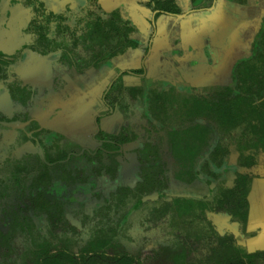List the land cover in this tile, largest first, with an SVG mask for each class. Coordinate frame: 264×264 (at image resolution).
<instances>
[{"label":"trees","instance_id":"trees-1","mask_svg":"<svg viewBox=\"0 0 264 264\" xmlns=\"http://www.w3.org/2000/svg\"><path fill=\"white\" fill-rule=\"evenodd\" d=\"M206 1L202 7L213 3V0ZM95 2L96 0H88L89 20L82 27L74 29L78 33L75 35V31L72 32L73 42H51L53 39L47 36L49 20L41 25L31 23L29 31L37 34L42 40V47L52 50L55 56H66L70 50L95 52V57L85 64L87 68L101 61H108L118 53H124L129 47H136L137 43L130 37L135 33L134 28L121 18L119 12L112 13L108 19L96 16L91 12V5ZM154 2L160 11L176 15L181 13L175 0ZM66 31H70L68 26L59 29L58 33L65 34ZM3 65L1 62L0 82L7 78V69ZM136 73L140 74L142 70ZM232 79L233 86L216 87L211 93L193 90V98L191 101L184 100L183 105H188V108L180 116L179 104L171 93L153 85L124 86L119 78L106 95V103L111 107L119 105L122 109L128 108L123 105H128L130 113L125 116L128 125L115 135L107 136L108 139L97 138L104 142L94 156L82 152L80 146L54 130L39 129L37 123L27 127L28 131L37 130L31 136L18 130L14 145H19L20 148L23 146L24 151L21 155L0 159V173L4 168L10 169L8 179L0 177V200L8 195L11 188L9 185L29 181L30 210L36 215L45 214L56 227L63 228L68 223L73 232H77V227L65 216L64 203L53 195V189L62 187L76 190L85 185L93 188L105 175L114 180L120 166L116 151L124 149L137 156L140 181L133 188L125 185L118 187L111 194V203L105 200L95 206L91 233L97 246H103L116 237L128 241L133 216L147 212V219L150 217L149 222L156 226L173 209V203L163 197L146 201L149 195H162L169 190L168 164L163 158V137L160 135L168 131L171 133L172 145L177 149V157L186 162L191 161L193 171L198 167L199 160H202L200 176L207 178L209 184L204 198L177 199V202L186 207L185 212L195 214L199 211L202 216L208 212L222 214L229 217L232 223H238L246 238L255 237L259 229L248 231L247 224L252 184L264 173L254 172L257 167H263L264 170V166L259 165L258 161L259 155L264 154V30L253 43L249 57L235 64ZM7 90L14 114L11 120L29 121L36 90L17 82H9ZM61 96L66 97L64 94ZM171 116L178 121L176 125L168 124L167 120ZM202 120L205 123H201ZM241 127L246 130V135H239L242 141L236 144V152H232L220 141L214 144L207 141H211L213 137L219 140ZM135 141L141 143L140 147L129 148ZM7 145L0 138V155L1 148ZM39 148L43 149V157L38 153ZM102 149L107 153L103 154ZM204 154L207 159L203 158ZM227 163H232L236 168L232 173V185H226V180H220L223 175L220 169ZM82 208L81 205L78 210ZM132 211L134 213L128 217ZM84 213L83 211L82 214ZM74 217L79 219L75 213ZM88 220L89 216L84 214L82 225L92 223ZM213 233L218 244L227 245L235 241L232 233ZM9 239V236L0 232V243L5 240V244L10 245ZM186 241L181 245L182 249L177 257V260L183 262L181 264H186L184 260L188 258V248L193 244V240L188 237ZM248 257L264 258V250H257Z\"/></svg>","mask_w":264,"mask_h":264},{"label":"rangeland","instance_id":"rangeland-1","mask_svg":"<svg viewBox=\"0 0 264 264\" xmlns=\"http://www.w3.org/2000/svg\"><path fill=\"white\" fill-rule=\"evenodd\" d=\"M11 2L12 0H0V43L7 41L9 36H13L14 42H9V45L13 44L15 46L16 52H14V55L18 59L10 65L4 83L18 82L35 89L36 105L32 116L44 128H50L53 127V123L59 117L56 113L58 104V101L55 100V96L57 97L56 88L63 90L67 94V99L69 97H79V88H81L79 76L83 74L81 69L86 62L91 61V58L89 54H77L75 58L69 60L56 57L46 58L37 54L33 45V38L30 35L28 37L23 34L25 33L28 15L22 13V10H20L21 5H14ZM112 8L111 0H96L92 10L99 16L107 18ZM0 53L7 52L0 47ZM72 64L75 65V70H73L78 76L76 81H72L66 75V70ZM90 80L88 79V84L85 83L87 82L86 79L80 83L84 86L82 88L92 89V81ZM96 91L94 95L95 102H97L99 95L101 96L102 88L96 89ZM179 92L174 91L173 97L179 104L178 113L182 116L188 108V105H183L184 100L191 101L192 97L184 91L180 94ZM109 117L115 120L122 116L117 110ZM109 117L106 118L109 119ZM11 119H13L12 104L6 92V86L0 85V138L2 142L8 144L1 148V160L10 155H21L24 151L23 146L20 148L19 145L17 147L14 143L16 132L22 128L26 129V127L20 123L6 122V120ZM175 123H178V121H173L172 125H176ZM242 133L246 135V130L243 127L217 141L228 146L232 152H236V144L242 141L239 136ZM97 134L103 136L100 132H97ZM170 134L162 132L160 135L165 138L163 157L168 163L170 182L167 194L171 195L168 199L173 203V209L158 227L153 228V230H146L140 226L139 222L144 216V214H140L135 219L136 224L130 232V240H114L109 244L97 246L88 231H83L80 237L68 236L57 231L49 234L47 221L41 218L36 221L38 229H27L16 233L15 249H5L7 252L0 260L4 261L5 264H181L183 262L177 260V257L181 252V245L184 241L187 242L186 238L188 237L193 240V244L188 248V258L184 260L186 264H232L238 262L264 264V258L250 259L248 257L253 252L248 251V247L244 245L243 240L246 237L241 232L238 223H232L229 217L222 214L214 215L208 212L205 216H202L199 211L195 214L186 213V207L177 202V199L183 198L196 199L197 195L203 198L208 186L204 177L197 176L199 173L194 174L191 161L186 162L183 158L177 157V149H174L172 145ZM88 145L96 149L101 146V143ZM140 145V142L135 141L129 148H138ZM39 153L43 156L41 150H39ZM129 158L131 156L126 152L120 157L123 163L120 168L122 171L121 180L126 178L129 184H133L137 180L135 176L128 177L127 175ZM260 158L258 161L259 165L262 166L263 161ZM233 171L234 166L232 163H228L221 170V173H225L228 177L227 185H232ZM254 172L256 174L264 172L263 167H257ZM8 175V170L4 169L3 176L7 177ZM260 178L264 179V173ZM99 187H96V190L100 189ZM20 194L18 190L10 200L5 202L7 207L10 206L9 203L15 204L13 209L17 217L23 216L22 207L26 203L25 196ZM88 204L89 207L92 206L91 202ZM0 214L4 215L2 212ZM150 223L152 227H155L154 223ZM213 232H218L220 235L232 233L236 238L235 243L218 244Z\"/></svg>","mask_w":264,"mask_h":264},{"label":"crops","instance_id":"crops-1","mask_svg":"<svg viewBox=\"0 0 264 264\" xmlns=\"http://www.w3.org/2000/svg\"><path fill=\"white\" fill-rule=\"evenodd\" d=\"M111 1L113 9H119L123 20L134 28L137 46L81 77L80 83L86 79L88 84L91 79L92 89H84L79 83V97L58 102L59 117L53 128L82 150L98 143L100 126L114 134L123 125V117L99 119L108 110L104 95L119 76H123L125 86L138 85L143 79L166 91L206 92L231 86L235 64L250 54L256 35L264 30V0H213L207 7H201V0H175L179 15L160 11L154 0ZM137 70L142 74L134 73ZM100 88L101 96L95 102L96 89ZM260 157L264 165V155ZM249 203L247 230L259 229V233L243 243L248 251L255 252L264 250L263 178L253 181Z\"/></svg>","mask_w":264,"mask_h":264},{"label":"flooded vegetation","instance_id":"flooded-vegetation-1","mask_svg":"<svg viewBox=\"0 0 264 264\" xmlns=\"http://www.w3.org/2000/svg\"><path fill=\"white\" fill-rule=\"evenodd\" d=\"M202 1H200L201 7L205 4ZM12 2H13L14 5L15 4H19V5L22 6V7H20V10H22V13H27L28 18H27V22H26V28H25V31H24L25 33H23V34L25 36L27 35L28 37L30 35L33 38V42H34L33 45L35 47V52L37 54H39L40 56L46 57V58H49V57H56V58H59V59L63 58V59H66V60H69L71 58H75V56L77 54H84V55L85 54H89L91 59L95 57L94 56L96 54L95 52L94 53H90V52L86 53V52H79L77 50L76 51H74V50L71 51L70 50V52H67L66 56H63L62 54L60 56H55V55H53V51L52 50H48V49L45 50V48L42 47V45L40 43V42H42V40L39 38V36L37 34L31 33L29 31V27L31 26V23L32 24L34 23V24H37V25H41V24H43V22L45 20H49V29H48L47 36L50 39H53L51 42H73L74 41V39H73L74 35L72 36V34H73L72 32L75 31V35L78 33V31L74 30V29L76 27H78V26L82 27L89 20L88 11L90 9V5L88 3V0H79V1L78 0H12ZM92 7H93V5H91V12L95 13L92 10ZM113 8H114V6H113ZM113 8H112V11L109 13L110 15L107 18H104L102 16H100V17H102L103 19H108L111 16L112 13L120 11L119 9H113ZM95 15L99 16L96 13H95ZM121 18H122V16H121ZM125 22H127V21H125ZM65 26H68L70 31H68V32L66 31L67 33L65 32V34H64V32L59 34L58 30L59 29H63V28L65 29ZM261 32H259V34ZM135 33H133L130 36L132 40H133V35ZM259 34L256 35L253 43L256 41V38L259 36ZM64 36L67 37L68 39H65ZM9 42H14L13 36H9V39L7 41H4L3 43L2 42L0 43L1 49L5 50L7 52V53H3V54L0 53V63L1 62L4 63L3 68L7 69V71L9 70V67L12 64V62L13 61L15 62V60L18 59L14 55V52H16L15 46L13 44L9 45ZM130 48L131 47H129L128 49H130ZM251 51H252V46H251ZM251 51H250V54H251ZM43 52H46L48 54L45 55ZM118 54H120V53H118ZM117 55H115V56H117ZM249 55L244 57V58L239 59V61L242 60V59L248 58ZM114 57L110 58L108 61H101L98 64L93 65V66L88 67V68L85 67V65L82 66L81 70H82L83 74H81V76H79V80L81 79V77L82 78L84 77V74L87 73L88 70L90 71V69H92V68H93L92 70L99 69L102 66L107 65V64L111 63V60ZM86 63H88V62H86ZM74 67H75V65L72 64L66 70V75L68 76V78L72 79V81H76L78 79V76L74 72V70H75ZM134 73H136V71ZM136 74H139V73H136ZM140 74H142V73H140ZM119 78L122 79V82H123V84L125 86V83L123 81V76L122 75L119 76L118 78H116L114 80V82L117 81ZM4 81H1L0 85H5L6 86V92L8 94V90H7V84L8 83H4ZM232 81H233V79H232ZM114 82L111 84V86L109 87L107 93L104 95L105 96V103H106V95L110 91V89H111L112 85L114 84ZM143 85H146L147 87H150L151 85L158 86L156 83L147 84L143 79L141 80L140 84H138V85H129V86H143ZM231 86H233V83H232ZM231 86H228V87H231ZM158 90H160V89H158ZM214 90L215 89H211L210 91H207V92H204V93H206V94L207 93H211L212 91L214 92ZM164 91H166V90H164ZM179 91L182 92L183 90L178 89V91H176V92H179ZM166 92L171 93L172 95L175 94V93H173L174 92L173 90L166 91ZM180 92H179V94H180ZM56 93H57V97L55 96V100L56 101L61 102V100L65 101L67 99V96H66L67 94L63 90H61L59 88H56ZM186 93L189 94L190 97L193 98V90L192 91H187ZM61 94H64L66 97L63 98L61 96ZM35 96H36V94H35ZM8 97H9V95H8ZM35 105H36V99H35V104H34L32 110L30 112L31 119L29 121L20 122V121L6 120V122H14V123L22 124L23 126L26 127V129L22 128L21 130L25 131L27 136H31L35 131H37V130H35V131L34 130H32V131H28L27 130V127L28 126H32L33 123H37L38 126H39V129H44V127L42 125H40V123L36 119H34L33 116H32V112H33V109H34ZM106 105L108 107V110H106L105 112L101 113L100 114V115H102L101 117H103V116H105V117L111 116V114H113L115 111L118 110L119 113L121 114V116L123 117L122 119L124 120V123H123V125L121 127H119V129H117L118 131L117 130L116 131L117 132L121 131V129L123 127H126L128 125L127 124V118L125 116L129 115V113H130L129 106L128 105L127 106L123 105V107H128L129 109L128 108H123L122 109V108L119 107V105H116L114 107H111L107 103H106ZM178 107H179V105H178ZM99 119L101 121V118H99ZM99 119H98V121H99ZM175 120H176L175 117L171 116L167 120V122H168V124L172 125L173 121H175ZM201 123H205V121L202 120ZM46 129H51V130L56 131V129H54L53 127L52 128H46ZM175 129H177V128L175 127ZM56 132H58V131H56ZM98 132H100V134L103 135V136H101L99 134L96 135V140L99 143H101V146L99 148H96V149H94V148L83 149L82 152H87L88 155L94 156L95 153L98 150L101 149L102 144L104 142V141L98 140L97 138L108 139L107 136L115 135L117 133L116 132L114 134L113 133L110 134V133H108V131H105L101 126L99 127ZM165 132H168V131H165ZM58 133L61 134L60 132H58ZM168 134H170V133L168 132ZM61 135H63V134H61ZM63 136L67 137L66 135H63ZM157 136L158 135H156L155 138H157ZM164 139L165 138L163 137V141H162L163 142V147H162L163 153H164V149L163 148H164V142H165ZM217 140L218 139L216 137H213V139H211V141L210 140H207V141L211 142V144L212 143L214 144V142H217ZM171 142H172V140H171ZM39 150H41L42 154H44L42 148L38 149V153H39ZM102 151H103V154L107 153L103 149H102ZM125 152L129 156H131V158H129L130 160H129V168H128V171H127V175H128V177L135 176L136 180H137L133 184H129L128 181L126 180V178H122V180H121L122 171L120 170V168H121V165L123 163H122V160L120 159V157ZM116 154L118 155V159L120 161V166H119V169H118V174H117V176H116V178L114 180H111L109 176L105 175L104 177L100 178L97 186H95L93 188L88 186V185H85V186H82V187H80V188H78L76 190H71V189H68V188L66 189V188H62V187H59V189L57 188L58 190L55 189V188L53 189V195L56 196L58 199L62 200V202L64 203L65 216H66L67 219H69L72 222L71 223L72 225L77 227V232H73V230L71 229V225H69L68 223H66L63 228L59 227V226L56 227L48 220V218H47V216L45 214L36 215V214H34V212H32L30 210V208H29L30 200H29V190H28L29 181H26L25 183L23 182V183H21L19 185L18 184L9 185V186H11V188H9V190H8V195L0 200V212H2L4 214V215L0 214L2 216V218H1L2 220L0 219V221H1V223H0V232L3 235H7V236L10 237V239L8 241L10 245L5 244V240L1 241L2 244L0 243V258L7 252V250H5V249H8V250H14L15 249V246H16V233L17 232H20V231H23V230H27V229H29V230L38 229L36 221L41 219V218H44L47 221L48 233L49 234H53V233H55L57 231V232H60L61 234H66L68 236L80 237L82 235L83 231H88V232L91 233V231H92L91 228H93V226H94L93 225V216H94L93 215V209L95 208V206L102 204L103 202H105V200H106L107 203H111V201H112L111 200V194L113 192H116L118 187H120L122 185H125V186L133 188L140 181V177H139L140 174H139V170H138V166H137V162H136L137 156L134 153H129L127 151H124V149L116 151ZM39 155L41 156L40 153H39ZM260 156L261 155H259L258 159L260 158ZM41 157H43V156H41ZM203 158L207 159L208 157H206V155L204 154ZM164 161L167 163L165 158H164ZM184 161H185V159H184ZM202 164H203L202 160H199L198 167L194 171L195 174L199 173V175L196 174L197 176H200V167H201ZM227 164H225L220 169V172ZM4 169H7V168H4ZM4 169L1 170L0 177L3 178V179H8L9 175L7 177L3 176V170ZM7 170H8V172H10V169H7ZM235 170H236V168L234 167V171ZM168 172H169V169H168ZM222 174L223 175L220 178V180H226L228 182V177L226 176V174L223 173V172H222ZM205 180H206L205 183L207 184L208 190H209V184L207 182V178H205ZM214 183H216V182H214ZM169 185H170V182H169ZM226 185H227V183H226ZM213 186H214V184H213ZM96 187H99L100 189L96 190ZM18 190H19V193H21L20 195H24L25 198H26V203H24V205L22 207V209H23V212H22L23 216L22 217H17V215H15V211L13 209L15 204L12 205L11 203H9V205H10L9 207H7L5 205V202L7 200H10V198L13 196V194L17 193ZM167 192H168V190L165 191L162 195L157 194L158 196L156 194L149 195V196H147L146 201H148V200H153V201L154 200H158L159 197H163L164 199L169 201L168 197H171V195L167 194ZM152 196H154V197H152ZM197 197H200V196H197ZM204 197L205 196H203V198ZM89 202H91V204H92L91 207H89V204H88ZM81 205L83 206V208L78 210ZM83 211L85 212L84 214H87L89 216V220L90 221L88 220V222H92V223H88L85 226L82 225V221H83V217H84V214H82ZM143 212L133 216L134 219H133V221L131 223V226L129 228V232H128L129 235H130L131 230H133V228L135 227V224H136L135 219L137 217H139L140 214L141 215L144 214V216H143V219L139 222L140 223L139 225L144 227L146 230H153V228L158 227L159 224H161L169 215L168 214L167 216H164L162 218V220L158 223V225H156V226L154 225L155 227H152V224L149 222L150 217L147 219V212H144V213ZM74 213L78 215V217H79V219H81V221H79L78 218L76 219L74 217ZM133 213H134V211L130 212L128 217H131ZM38 233L40 234L41 232L39 231ZM90 236L93 238L92 233L90 234ZM114 240L122 241V240H120V238L117 239V237H116V239H112L107 244H109L110 242H112ZM235 240H236V238H235ZM234 243H235V241H234ZM99 249H103V248L100 247ZM70 260H72V258H70ZM0 264H5V262L0 260Z\"/></svg>","mask_w":264,"mask_h":264},{"label":"water","instance_id":"water-1","mask_svg":"<svg viewBox=\"0 0 264 264\" xmlns=\"http://www.w3.org/2000/svg\"><path fill=\"white\" fill-rule=\"evenodd\" d=\"M152 197H154V196H152Z\"/></svg>","mask_w":264,"mask_h":264}]
</instances>
